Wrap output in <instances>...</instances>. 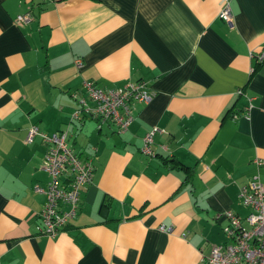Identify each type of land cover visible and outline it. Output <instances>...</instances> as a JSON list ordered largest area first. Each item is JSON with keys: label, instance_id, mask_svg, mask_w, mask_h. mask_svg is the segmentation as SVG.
Wrapping results in <instances>:
<instances>
[{"label": "crops", "instance_id": "0c3cea01", "mask_svg": "<svg viewBox=\"0 0 264 264\" xmlns=\"http://www.w3.org/2000/svg\"><path fill=\"white\" fill-rule=\"evenodd\" d=\"M263 48L264 0H0V264H207L224 212L248 213L239 189L264 161ZM88 79H141L153 96L120 134L71 118ZM31 125L67 130L95 165L54 237L36 228L48 175L42 137L25 142Z\"/></svg>", "mask_w": 264, "mask_h": 264}, {"label": "built area", "instance_id": "2783aa9c", "mask_svg": "<svg viewBox=\"0 0 264 264\" xmlns=\"http://www.w3.org/2000/svg\"><path fill=\"white\" fill-rule=\"evenodd\" d=\"M219 17L233 25L229 2L224 5ZM32 19L30 11L16 16L19 23H29ZM255 57L257 62H262L264 48ZM77 64L80 66L82 61L77 59ZM238 92L242 93L240 89ZM152 96L153 92L141 79L107 88L88 79L83 83V93L75 97L78 108L71 118L94 116L98 127L112 123L117 132L122 134L127 132L134 120V104L148 103ZM158 130L153 127L143 136L140 148L143 155L156 156L154 135ZM36 135H40L46 144L41 169L48 175L45 185L36 184L34 187L35 192L45 195L36 228L39 233L54 237L76 217L82 187L91 182L95 165L91 155L83 156L69 144L67 130L47 134L37 125H31L25 142H31ZM253 163L256 171L247 177L238 194L241 203L248 208V213L240 216L232 210L224 212L227 219L222 227L224 241L212 245L207 264H264V184L260 173L264 161L256 157Z\"/></svg>", "mask_w": 264, "mask_h": 264}, {"label": "trees", "instance_id": "16d2710c", "mask_svg": "<svg viewBox=\"0 0 264 264\" xmlns=\"http://www.w3.org/2000/svg\"><path fill=\"white\" fill-rule=\"evenodd\" d=\"M80 60H81V59H80ZM258 63H260V62H258ZM164 161L166 162V161H168V159H167V158H165V159H164Z\"/></svg>", "mask_w": 264, "mask_h": 264}]
</instances>
